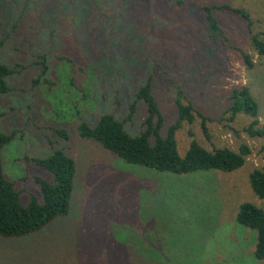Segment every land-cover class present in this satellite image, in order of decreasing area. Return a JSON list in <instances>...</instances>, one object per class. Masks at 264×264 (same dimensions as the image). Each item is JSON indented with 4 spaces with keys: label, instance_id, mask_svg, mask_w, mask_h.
I'll return each instance as SVG.
<instances>
[{
    "label": "rangeland",
    "instance_id": "1",
    "mask_svg": "<svg viewBox=\"0 0 264 264\" xmlns=\"http://www.w3.org/2000/svg\"><path fill=\"white\" fill-rule=\"evenodd\" d=\"M214 5L248 11L252 34L264 41V0H0V64L16 70L6 79L10 92L0 94V134L16 133L0 153L3 173L25 206L31 196L41 201L34 177L51 181L27 159L58 150L75 163L67 215L23 237H0V264H264L253 257L256 232L236 222L241 204L264 210L249 182L264 167V137L243 132L250 117L230 121L228 113L232 92L247 87L257 127L264 125V56L236 15L213 10L222 33L212 39L201 7ZM148 77L163 133L178 120L176 99L207 119L209 139L201 117L182 124L181 157L190 131L208 152L245 144L244 165L162 173L79 136L81 121L91 129L103 114L126 121ZM145 116L138 101L126 131L138 134Z\"/></svg>",
    "mask_w": 264,
    "mask_h": 264
},
{
    "label": "trees",
    "instance_id": "2",
    "mask_svg": "<svg viewBox=\"0 0 264 264\" xmlns=\"http://www.w3.org/2000/svg\"><path fill=\"white\" fill-rule=\"evenodd\" d=\"M201 8L207 29L213 40L218 34L222 33L214 17L213 10L236 15L245 22L250 34V43L254 50L259 56H264V41L260 40L258 35L252 34V21L248 11L230 5L203 6ZM1 45H3V41H0V47ZM240 55L244 66L251 71L254 63L250 56L242 51ZM42 65L44 66V64ZM15 73L16 70L0 64V94L10 92L6 79ZM44 74L45 72L42 71V75ZM230 99L232 104L228 108L229 120L232 121L238 114L250 117L251 121L243 129V132L249 137L263 138L264 125L260 128L257 127L259 125L257 119L258 104L253 99L249 89L247 87L235 89ZM176 100L178 120L163 133L164 118L152 93L151 77H148L145 84L141 85L135 93V99L126 118V121L132 119L138 101L144 103L146 116L142 121L138 134L131 135L128 133L124 127L125 120L118 121L110 114L101 115L96 126L92 129L82 121L76 129L81 138L94 141L102 149L120 158L126 164L141 166L162 173L176 175L208 171L231 173L241 168L250 155V149L245 144H242L237 152L228 148H215L208 152L193 139V133L190 131L188 136L191 142L187 151L183 157L178 154L176 133L182 128V124H192L195 117H201V115L193 109L192 105H184L179 99ZM2 116L3 114L0 113V119ZM201 120V132L205 138L209 139L205 126L207 119L201 117ZM57 134L64 139H68L65 131H58ZM15 136V132L10 135L0 134V153ZM26 161L32 162L49 172L51 181L34 177V183L39 186L41 201L35 196H31L29 203L23 206L14 184L8 181L3 173L0 156L1 238H19L38 232L55 218L67 215L69 210L75 176L74 160L65 155L64 152L56 150L46 159L32 158ZM249 182L253 194L259 200L264 201V167L254 169L249 176ZM236 222L256 232L253 257L258 262L264 263V210L250 203L241 204L236 214Z\"/></svg>",
    "mask_w": 264,
    "mask_h": 264
}]
</instances>
